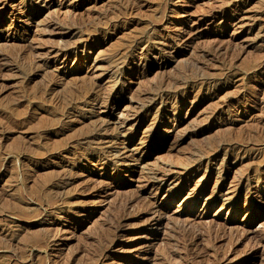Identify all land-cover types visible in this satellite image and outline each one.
Here are the masks:
<instances>
[{
  "label": "rangeland",
  "instance_id": "1",
  "mask_svg": "<svg viewBox=\"0 0 264 264\" xmlns=\"http://www.w3.org/2000/svg\"><path fill=\"white\" fill-rule=\"evenodd\" d=\"M0 24V264H264V0H0ZM102 125L140 161L85 158Z\"/></svg>",
  "mask_w": 264,
  "mask_h": 264
},
{
  "label": "bare ground",
  "instance_id": "2",
  "mask_svg": "<svg viewBox=\"0 0 264 264\" xmlns=\"http://www.w3.org/2000/svg\"><path fill=\"white\" fill-rule=\"evenodd\" d=\"M4 28H6L4 25H2V24H0V31L1 30H7V31H12L14 34L16 33V34H18V33H20V30L19 29H12V28H6V29H4ZM19 30V31H18ZM64 47V46H63ZM74 47V46H73ZM54 49V48H53ZM71 50V49H70ZM75 51H76V49H75ZM74 53H76V52H74ZM54 57L56 58V57H58L57 58V60H59V59H61V58H63V61H65V63L67 62V61H69V59H70V55H69V50L68 49H64V48H61V46L59 47V49H58V47H57V50H54ZM60 63V62H59ZM74 63V62H73ZM42 64V63H41ZM45 65V64H44ZM37 66V65H36ZM40 66V65H39ZM42 67H44L43 65H42ZM46 70V69H45ZM122 74V73H121ZM53 78V77H52ZM94 84V83H93ZM95 84H97V82L95 83ZM94 87V86H93ZM95 94V93H94ZM99 97H100V94H99ZM98 98V97H97ZM103 98V97H102ZM105 99V98H104ZM180 99V98H179ZM189 99V98H188ZM165 100V99H164ZM175 100V99H174ZM103 101V100H102ZM105 101V100H104ZM108 101V100H107ZM182 101V100H181ZM164 102V101H163ZM162 102V103H163ZM161 103V102H160ZM165 103H167V102H165ZM174 104V103H173ZM175 105V104H174ZM173 107V106H172ZM95 114V113H94ZM172 115V114H171ZM176 118V117H175ZM123 124V123H122ZM97 127V126H96ZM115 132H113V133H110V134H107V135H105V136H102V137H99V136H97L96 134H99L101 131H105V132H107L108 131V128H107V126L106 125H102V126H98V129H97V131H96V133H94V135H92V136H85L84 138H83V140H95V139H99L100 140V142L101 143H105V146H100L99 148L97 147V149H94V152L92 153V154H90V155H88V156H86L85 158H87V159H89V158H91V160H93L94 162H95V164L97 165V164H102V165H104V164H106V163H111V164H113V165H116V164H120L121 166H126V167H129V164H130V162L132 161V162H134V161H136V162H139L140 161V158H141V156L139 157V158H137L136 157V154L138 153V151H140V150H138L137 148L132 152V151H128L127 152V150H128V148H127V146H124L123 147V149H113V141L116 139V137H117V135L119 134V131H118V129H117V127H115ZM94 132H95V130H94ZM93 134V133H92ZM154 136V135H153ZM157 137V136H156ZM155 137V138H156ZM154 138V139H155ZM82 139V138H81ZM71 144H73L75 147H76V145H80V139H73V140H71V142H70ZM110 144V145H106V144ZM148 144H146L145 145V147L142 149V153L143 154H145V151H143V150H146V149H148V146H147ZM74 152V151H73ZM76 154V153H75ZM143 154H142V156H143ZM71 155H74V153H72ZM78 160H80V159H78ZM137 164V163H136ZM83 171L84 172H87L88 170L87 169H85V167H84V169H83ZM219 173V172H218ZM221 173V172H220ZM154 176H156V175H154ZM156 177H158V176H156ZM159 178H161V177H159ZM162 180H165L164 178L162 179ZM225 180V179H224ZM260 180V179H259ZM152 186H154V185H152ZM117 188H119V186H117V185H113V184H109L108 185V189L106 190V192L105 193H107V191L108 190H114V189H117ZM161 188V186L159 185L156 189L158 190V189H160ZM171 188V187H170ZM228 188H230V187H228ZM227 188V189H228ZM246 189V188H245ZM229 190V189H228ZM249 190V189H248ZM174 191H175V189H169L168 190V192L169 193H171V195L174 193ZM179 192V191H178ZM195 194H194V197H197L198 195H200V196H202V194L204 193V192H201V191H196V192H194ZM264 196V195H263ZM263 196H261V198H259V201H262V202H264L263 201V199H264V197ZM169 201V200H168ZM167 202V201H166ZM150 206H151V203H150ZM235 206L237 207V205H232L228 210H229V212H230V210H235ZM250 209V210H249ZM249 209H247V210H249V211H246V212H244L245 214H248V212H251L253 209H254V207H252V208H249ZM152 215H151V221H153L154 222V226L156 227V229H158L161 225H162V221H163V213L161 212V210L160 209H157V208H151V212H150ZM149 226L152 228V231H155V227H154V229H153V225H150L149 224ZM227 227L224 225V226H222V228H220L221 229V231H223L224 232V230L226 229ZM250 228L248 229H243V231L244 232H250ZM213 231V229H212V227H209V229H208V232H209V236L211 235V232ZM203 235L201 234V232L200 231H194L192 234H191V236L190 237H188V235H186L185 236V239H184V241H183V243H184V245L185 246H187V247H189L190 245H192L193 244V242L197 239V238H200V237H202ZM263 240H264V235H263ZM264 245V241H262V240H257V242H255V244L253 245V248L249 251V253H247L246 254V256H245V258L246 259H248V258H250V259H253V258H257L258 257V250H259V247L260 246H263ZM232 257V256H231ZM234 257V256H233ZM233 260V258H230L229 256H225V257H223V258H220V257H218V258H215V263L216 264H227V263H229L230 261H232ZM200 261V260H199ZM250 263H252L251 261H250Z\"/></svg>",
  "mask_w": 264,
  "mask_h": 264
}]
</instances>
